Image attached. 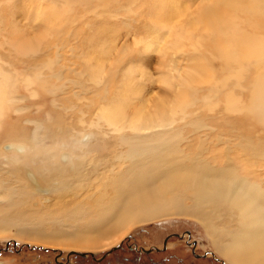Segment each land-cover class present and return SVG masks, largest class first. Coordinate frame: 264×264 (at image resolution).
Masks as SVG:
<instances>
[{
	"label": "rangeland",
	"instance_id": "1",
	"mask_svg": "<svg viewBox=\"0 0 264 264\" xmlns=\"http://www.w3.org/2000/svg\"><path fill=\"white\" fill-rule=\"evenodd\" d=\"M221 3L222 0H0V85L12 86L4 119L15 124L11 133L0 135V161L5 164L0 163V175L10 170L28 184L25 210L1 216L29 221L37 218L39 238L58 242L73 239L75 245L74 231L99 232L98 217L108 210L116 195L114 178L126 169L129 177L133 173L139 177V171L136 166L129 167L128 147L116 131L107 124L101 128L88 125L102 107L119 105L144 111L145 115L158 113V97L168 110L174 106L173 116L167 121L157 114L154 122L165 124L147 130L145 133H151L148 138H137V147L148 141L163 143L165 163L170 157L179 159L172 168L177 181L186 182L199 172L204 176L210 165L234 167L238 179L240 176L252 182H245L246 193H254L263 202L264 194L259 193L264 192V158L258 156L256 160L247 154L250 151L242 148L239 136L245 135L262 146L264 134L253 131L248 120L239 124L228 121L229 116L249 111V94L253 91L249 81L255 70L248 66L243 78L247 89L239 92L245 108L228 109L225 96L232 85L221 82L225 74L224 39L234 34L228 28L217 32L211 21L213 14L221 11ZM241 16L237 23L249 28L245 13ZM8 40L34 46L27 56L29 61L19 69L15 68L10 49L3 44ZM232 62H236L234 58ZM195 65H206L208 69L197 72ZM234 67L232 63L227 69ZM164 75L174 83L170 91L162 81ZM194 86L198 89L195 94L191 90ZM28 119L43 123L49 137L33 142ZM84 127L87 128L82 131ZM79 131L82 134H76ZM155 132L161 137L154 136ZM128 133L124 137L127 140L138 135L136 131ZM87 134L90 138L81 141ZM91 139L106 143L103 154L82 151ZM14 141L30 144L26 155L2 151L3 144ZM65 151L76 160V171L70 177L66 174L73 170L66 171L68 161L61 159ZM120 152H124L125 159L118 157ZM5 156L12 164L4 163ZM153 164L155 175L164 163ZM27 168L36 173L39 185L32 186ZM160 184L146 183L143 191ZM178 189H166V196L169 198L170 191ZM134 190H127L126 195L134 198L143 192ZM192 198L193 188H188L179 200L191 205ZM128 207H122L121 217ZM75 211L76 217H68ZM3 218L0 225L6 220ZM222 218L230 227L228 217ZM199 219L198 214L178 208L177 213L132 225L118 235L112 231L117 223L113 225L106 219V225L100 228L105 231L100 237L102 243L95 247L64 242L44 244L21 237L17 235L20 229L12 228L0 233V264H234L216 249ZM58 229L59 234L53 237ZM94 235L97 234L80 238ZM220 236L222 242L229 237Z\"/></svg>",
	"mask_w": 264,
	"mask_h": 264
},
{
	"label": "bare ground",
	"instance_id": "2",
	"mask_svg": "<svg viewBox=\"0 0 264 264\" xmlns=\"http://www.w3.org/2000/svg\"><path fill=\"white\" fill-rule=\"evenodd\" d=\"M74 1L76 0H67V3H72ZM242 9V12L245 13L249 28H242L237 23V21L242 18V12L239 11ZM213 15L215 18H212L211 21H214L213 25L217 32L221 33L224 29L228 28L234 34V36L224 39L225 64L223 70L225 74L221 82L223 85H232L225 96L226 107L228 109L235 110L241 107L245 108L242 105L243 100L239 92H243L247 89L243 78L246 79L244 74L248 70V66H252L255 70V72L251 74L252 77L249 81V86L253 87L252 93L249 94V100H251L249 111H246L242 116H229L230 119H228V121L232 124L237 122L239 124L241 121L246 122L248 120V124H250L249 126L253 131L264 134V0H222L221 11H217ZM205 20V15H203L202 21ZM250 28H252V30ZM3 44L10 49L11 52L9 53H11L14 58L16 69H19L25 62L29 61L27 56L32 54L34 48L32 44L22 40L20 42L18 40H8L3 42ZM4 45L2 46L5 47ZM232 58H234L236 62H232ZM232 63L235 64V67L227 69ZM193 69L197 72L204 73L208 67L206 65H195ZM162 78L167 90L170 91L174 88V83L169 76L164 75ZM9 87L12 89V86H7L6 84L0 85V135L11 133L15 125L4 119L6 115L7 95L12 92ZM191 90L194 94L198 92L195 86L192 87ZM157 103L159 104V106H157L158 113L148 112L147 115H145L144 111H133L132 107L126 108L119 105L110 109H108V107H102V110H99L100 112L97 118L95 120L93 119L94 121L92 120L88 125L101 128L102 125L107 124L112 130L116 131L122 138V144L128 147L127 154L131 163L129 167L132 168L136 166L139 171V177L136 173L132 174V178L135 180L129 177L127 169L120 172V174L114 178L113 183H116L114 193H116V195L114 200H111L108 210H104L101 216L98 217L97 222H99L100 226L98 225L97 227L99 232L89 231L88 233H83V231H74L77 237L74 241L77 242V245L72 243L73 239L58 242L51 238H39L41 237L39 233L41 229L36 228L35 222L37 218L33 221H29L14 216L13 218H3L6 220L0 225V233H5L6 231H11L12 228H17L20 229L17 230V235L29 237L28 239L32 240H40L44 244H58L64 242V244H73V246L95 247L97 246L96 244L102 243V241L100 242V237L105 231L103 232L100 228L106 225L104 224V220L106 219H109L113 225L117 223L112 231H115L116 235H118V232L132 225L150 221L159 216L162 217L177 213V209L180 208L198 214L199 220L202 221L204 228L211 236L210 239L215 243L216 249L221 255L227 258L229 262L231 261V263L234 264H264V201L262 202L261 198L256 195L254 197V193L252 195L246 193L247 191L245 188L247 184L245 182H252L240 176L238 179L234 167L222 166L216 168L215 165L210 164V168L204 176L199 172L186 182L183 180L177 181L172 173V168L173 163L176 165L179 159L170 157V161L165 163L166 157L164 155L166 154L163 143L148 141L145 145L143 144L137 147V138H140V141L143 137L148 138L151 136V133H145L147 130L155 129L165 124L163 121L154 122V118L157 114H160L167 121H170L169 117L173 116L174 106L168 110L163 99L160 97H158ZM27 123L32 124L29 138H31L33 142L39 143L49 137V131L43 123L30 119L27 120ZM86 128L84 127L82 131ZM128 130L138 132L135 139L127 140L124 138L129 135ZM24 131L25 130H23V133ZM82 131L76 132V134H82ZM89 136L88 134L85 135L81 141L86 142L90 138ZM154 136L161 137L157 132L154 133ZM239 137L242 148L250 151V153L247 154L251 155L253 159H256L255 157L258 158V156L264 158V145L260 146L258 142L256 143L254 140L253 142L245 135ZM92 139L91 141L93 142L90 141L88 144L89 146L83 148L82 151L87 152L95 150L97 154H103L106 143L101 142V144H99L98 141ZM14 142H6V144H3L1 147L2 151L4 153L17 151L25 154L26 146L30 144L23 145V143ZM172 145L173 143L169 146ZM147 152H151V154L146 155ZM27 153H29L28 149ZM120 154L121 155L118 157H123L125 159L123 155L124 152H120ZM73 158L72 154L66 151L61 154L62 161H68L65 164L67 166L65 170L67 171V168L73 170V172L69 171L70 173L68 172V174H66L68 177L76 171V160H73ZM148 158H151V161H148ZM2 160L4 163L7 162L8 164H12L13 162L7 156L3 157ZM154 162L164 163L162 168L159 169L155 175L152 174ZM0 163L5 165L1 161ZM100 164L95 166L94 170H96ZM26 175L32 183V186H37L41 183L36 173L29 168H27ZM179 175L180 172L177 174V177H179ZM146 183L162 184L143 191L146 189ZM174 186L180 189L175 192L170 191L171 195L169 198H172L169 199L168 196H166L167 193H165L166 189ZM27 187L28 184L24 183L13 171L7 170L5 175H0V201L8 197L14 199L13 202L7 200L4 204H0V218L2 217L1 215L9 213L12 210H25L22 204L26 202L25 195ZM188 188H193L191 205L188 204L187 201L182 203L179 200L181 197H184L185 190ZM130 189H135L134 191L142 190L143 192L132 198L126 195L127 190ZM259 194L263 196L264 192L260 190ZM126 205H130V207L124 210L126 213L121 217L120 213L122 207ZM169 211L171 213H169ZM76 216L77 211L68 214V217ZM222 216L228 217V221L226 220V222L230 221V227H227L228 224L224 222ZM110 227L111 226H109V228ZM59 231L60 229L55 230L52 236L56 237ZM93 234H97L98 236L94 235L92 237L85 236L80 238L82 235ZM220 235L224 237L225 235L229 236L228 240L226 239V241L223 240L222 242ZM117 239L119 238L117 237ZM218 242L221 245H219Z\"/></svg>",
	"mask_w": 264,
	"mask_h": 264
},
{
	"label": "crops",
	"instance_id": "3",
	"mask_svg": "<svg viewBox=\"0 0 264 264\" xmlns=\"http://www.w3.org/2000/svg\"><path fill=\"white\" fill-rule=\"evenodd\" d=\"M7 186H8V185H7ZM4 187H5V186H4ZM7 200H8V201H12V202L14 201L13 198L8 197V198H4V199H2V200L0 201V203L4 204V202L7 201ZM23 205L25 206V204H22V206H23ZM13 208H15V207H13ZM17 211H18V210H17ZM0 214H1V212H0ZM2 217L7 218L6 215H5V216H2ZM2 217H1V218H2Z\"/></svg>",
	"mask_w": 264,
	"mask_h": 264
},
{
	"label": "flooded vegetation",
	"instance_id": "4",
	"mask_svg": "<svg viewBox=\"0 0 264 264\" xmlns=\"http://www.w3.org/2000/svg\"><path fill=\"white\" fill-rule=\"evenodd\" d=\"M72 158H73V156H72ZM73 160H74V158H73ZM75 163V162H74ZM75 168H76V164H75Z\"/></svg>",
	"mask_w": 264,
	"mask_h": 264
}]
</instances>
